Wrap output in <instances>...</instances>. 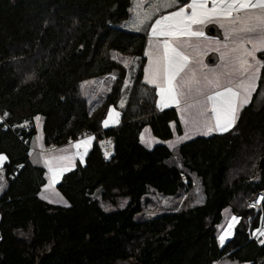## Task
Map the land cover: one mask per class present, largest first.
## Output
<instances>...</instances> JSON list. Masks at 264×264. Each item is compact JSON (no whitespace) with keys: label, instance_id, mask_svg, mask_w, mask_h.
<instances>
[{"label":"trees","instance_id":"trees-1","mask_svg":"<svg viewBox=\"0 0 264 264\" xmlns=\"http://www.w3.org/2000/svg\"><path fill=\"white\" fill-rule=\"evenodd\" d=\"M130 6L131 0H0V114L10 124L0 123V152L8 158L7 176L20 167L0 196V264H215L226 256L261 264L264 241L247 232L249 201L223 246L217 228L238 196L255 199L264 190L261 169L230 179L241 151L264 156V99L261 107L255 100L247 105L234 129L183 142L179 166L170 163L174 152L167 144L148 148L141 141L148 125L157 137L171 138L174 108L148 119L128 115L120 125L104 127L105 111L90 113L80 94L82 82L121 70L112 51L144 55L147 36L120 27ZM261 80L264 86V67ZM118 94L115 89L111 98ZM37 116L47 145L76 141L86 130L97 133L85 162L57 185L70 206L41 196L47 179L45 167L31 157L36 127L24 131L28 143L11 128ZM104 136L115 144L110 159L98 143ZM184 173L201 179L202 204L135 219L151 188L176 195L186 185ZM254 175L261 176L257 184ZM98 191L104 199L129 202L107 212L94 198Z\"/></svg>","mask_w":264,"mask_h":264},{"label":"rangeland","instance_id":"rangeland-1","mask_svg":"<svg viewBox=\"0 0 264 264\" xmlns=\"http://www.w3.org/2000/svg\"><path fill=\"white\" fill-rule=\"evenodd\" d=\"M191 3L192 0H131L129 18L123 21L120 27L131 32H141L147 36V45L144 55L142 57H137L129 53L112 51L110 56L121 65V70H116L102 77L88 79L79 85V92L86 100L90 113L101 114L105 111V117L103 119L104 127L120 125L123 119L128 115H137L140 119H148L157 113L174 108V113L178 121L176 119H171L170 121L173 132L172 137L163 140L157 137L152 127L148 125L141 133V141L148 148H152L159 142L167 144L174 152V156L170 160V163L179 166H181L182 162L177 150L183 142L196 136H211L215 133L223 132L214 130L211 134H205L207 127L214 128L215 126L214 119H205L202 115V113L211 107L210 102L202 103L206 101L207 95L215 94L216 91H223L225 88L231 87L233 91H238L242 98L245 94V90L237 89L236 85L244 81L246 77L250 78L252 71L256 72L254 87L251 91L247 92L248 102L240 104L236 114L237 118L229 131L236 127L239 117L247 105L255 100L257 107H261L264 99V86L261 80L263 78V67L257 66L247 73H242L239 70L238 61L229 64L221 59V52H226L236 47L240 42H244V47L251 51L253 44L247 43V41L252 40L257 43L258 50L255 52V60L251 57L247 58L248 64L254 65L255 61H260L262 64L264 63L261 57V54L264 52V46L260 45V42L264 41V32H262L259 27H257L254 32L240 31L244 25L241 24L239 20L234 22L235 17H242L244 15L243 11L240 13L233 12L231 16H215L212 22H207L203 25L192 24L191 31L195 32L202 29L205 34L204 37H197L186 32L175 36H164L160 33L154 35L152 33L151 28L155 26L156 20L169 16L173 12L180 11L181 8L185 10V16L190 17L192 9L189 8L188 5ZM213 6V0H207V8L212 9ZM221 23L230 30L236 29L237 31L226 37L225 28L220 27ZM211 27L215 28L214 33H211ZM205 37L207 39H205ZM165 41L168 42L171 48L176 49V51L188 58V66L173 82L174 90L177 91L178 99L180 100L179 106L173 102L169 104L168 107L162 108L159 103V88L156 83H149L145 79L144 69L148 65L147 53L156 47H159L163 53ZM215 41H219V44L215 43ZM217 49H219V51H217ZM201 56L204 65H207L208 68L217 69V75L223 74L220 81L221 86L219 88L215 86H206L203 74L207 69L201 68L196 63ZM189 69H191V72H189ZM186 73L187 75H185ZM115 89L119 90L118 97L111 98ZM207 115L211 117L212 113L208 111ZM37 117L40 119L38 121L34 119L33 121L34 127H36V134L32 140V161L45 167L46 179L49 173L45 165V160H53L64 168L60 178L55 183L49 184L48 179L46 180V184L41 191V196L51 203L70 206V202L60 192L57 185L66 173L73 171L79 164L85 162L87 152L94 141H96L97 133L80 140L68 141L61 146L56 144L47 145L44 138L43 118L40 116ZM105 121H107L106 125L104 123ZM103 139H105L106 142L111 141L114 144L113 139L104 136L98 140L99 145L100 141ZM83 140L91 141L88 144V150L86 152L82 147L80 149L75 147L77 143ZM0 154L6 156L5 153L2 152H0ZM81 155L83 159H81ZM243 156H247V158L245 159ZM260 156L259 152H253L252 149L241 151L232 165L230 179L234 180L237 177L241 178L242 175L251 176L257 169H261L260 161L262 157ZM107 158H109V156H107ZM7 160L0 163V194L4 192L8 186L9 179L6 175L5 168ZM183 175L186 185L176 195H165L151 188L143 197L142 210L135 215V219L137 221L152 219L165 213L188 209L202 204L206 197L201 179L195 175H192L191 179L187 177L186 173ZM260 179V175H254L251 181L257 184L260 182ZM94 198L99 201L100 205L107 212L123 209L129 202V197L121 196L115 198V200L104 199L101 191L96 192ZM252 198H254V195H240L233 201V205H230L224 210L222 222L217 228L220 246H223L229 238L233 237L236 226L242 220L240 213L248 209V201ZM233 217L237 219L234 221ZM246 217L245 219L248 225L247 232L250 234V237H252L253 234V237L260 238L262 239L261 241H264L263 230L258 229L259 225L255 228L256 221L259 223V220L262 218L261 212L249 210ZM229 224L232 225L230 232L228 231ZM249 231L252 232V234ZM225 233H227L226 236ZM221 236H225L223 242L220 240ZM215 264L251 263L231 260L226 256ZM261 264H264V260L261 261Z\"/></svg>","mask_w":264,"mask_h":264},{"label":"snow or ice","instance_id":"snow-or-ice-1","mask_svg":"<svg viewBox=\"0 0 264 264\" xmlns=\"http://www.w3.org/2000/svg\"><path fill=\"white\" fill-rule=\"evenodd\" d=\"M213 8H207V0H192V3L188 5L192 9L190 17L185 16V10L181 8L180 11L173 12L169 16L162 17L155 21V26L151 28L152 33L155 35L160 33L164 36H175L181 33H190L197 37H204L205 34L202 29L195 32L191 31L192 24L203 25L207 22H212L213 17L219 15L231 16L233 12H244L242 17L237 16L234 18V22L239 20L244 25L240 31L254 32L257 27L264 32V0H213ZM220 27L225 28V36L235 33L236 29H229L223 23ZM205 39H207L205 37ZM219 44V41H215ZM247 43H252V50H248L244 47V42H240L226 52H221V59L229 64L234 61L239 62V70L242 73H247L251 69H255L257 66L264 67L260 61H255L254 65L248 64V57L255 60V52L258 50V45L252 40H248ZM261 46H264V41L260 42ZM227 47V46H225ZM164 52L162 53L159 47L147 53L148 65L144 69L145 79L149 83H156L159 88L160 106L162 108L168 107L169 104L175 102L177 106L180 104L177 91L174 90L173 82L176 77L180 76L188 66V58L182 55L176 49L171 48L167 41L163 45ZM219 51V49H217ZM196 63L207 71L203 74V79L206 86H215L219 88L221 86V77L223 74L217 75V69L208 68L203 64L202 56L196 61ZM191 72V69H189ZM187 75V73L185 74ZM256 79V72H251V77L237 84V89H244L245 94L240 97L238 91H233L231 87L225 88L223 91H216L215 94L207 95L206 101L202 103L210 102L211 107L207 109L202 115L205 119H214L215 126L207 127L205 134H211L214 130H220L223 132L229 131L230 127L234 125L236 120V114L239 110L240 104L248 102L247 92L251 91L254 87V81ZM212 113L211 117H208L207 112ZM37 121L39 117L35 118ZM105 125L107 121L104 122ZM90 140H83L77 143L75 147L80 149L81 147L86 152L88 150V144ZM81 159L83 156L81 155ZM7 160V157L0 154V163ZM45 165L48 169V181L49 184L55 183L59 178L64 168L59 166L58 163L53 160H45ZM264 199V197H261ZM237 218L233 217L235 221ZM232 225H228V231L230 232ZM227 233H225V236ZM225 236H221L220 240L223 242Z\"/></svg>","mask_w":264,"mask_h":264},{"label":"built area","instance_id":"built-area-1","mask_svg":"<svg viewBox=\"0 0 264 264\" xmlns=\"http://www.w3.org/2000/svg\"><path fill=\"white\" fill-rule=\"evenodd\" d=\"M0 123H3L5 128L10 127V124L7 123V121H6V115L0 114ZM33 125L34 124L31 121L27 120V121H24L23 123H19V124H16L14 126H11V128L14 131L18 132L20 138H22L23 140H25L26 143H28L29 139L24 137V131H27V132L30 131V129L33 127ZM91 134H92V132L89 130L83 131L82 133H80L77 136V140L83 139L85 137H89ZM103 140H105V139H103ZM111 156H109V158H107L105 156V158L110 159ZM18 168H19V166H17V169ZM17 172L18 171L16 170L14 174L9 175V178L13 179L14 175H16ZM261 197H264V190H261L255 199H252L249 201V207L251 210H256L257 212H261L262 218H261V220H259L258 229L263 230V232H264V199H261ZM250 233L252 234V232H250ZM252 236H253V234H252Z\"/></svg>","mask_w":264,"mask_h":264},{"label":"bare ground","instance_id":"bare-ground-1","mask_svg":"<svg viewBox=\"0 0 264 264\" xmlns=\"http://www.w3.org/2000/svg\"><path fill=\"white\" fill-rule=\"evenodd\" d=\"M25 121H27V120H25ZM28 121H31V122L33 123L32 120H28ZM23 122H24V121H23ZM23 122H21V123H23ZM33 124H34V123H33ZM15 125H16V124H15ZM33 127H34V125H33ZM33 127H32L30 130H32ZM26 132H27V131H26ZM28 132H29V131H28ZM28 132H27V133H28ZM100 147H101V149H102L103 155L106 156L105 153H113V152H114L115 144H113L111 141H110V142H106V140H101V141H100ZM31 148H33V147H31ZM106 157H107V156H106ZM17 170H20V167H19ZM8 179H10L9 176H8ZM13 179H14V178H13ZM10 180H12V179H10Z\"/></svg>","mask_w":264,"mask_h":264},{"label":"water","instance_id":"water-1","mask_svg":"<svg viewBox=\"0 0 264 264\" xmlns=\"http://www.w3.org/2000/svg\"><path fill=\"white\" fill-rule=\"evenodd\" d=\"M211 33L215 32V28L211 27L210 28ZM260 168L264 169V156L262 157L261 161H260Z\"/></svg>","mask_w":264,"mask_h":264},{"label":"crops","instance_id":"crops-1","mask_svg":"<svg viewBox=\"0 0 264 264\" xmlns=\"http://www.w3.org/2000/svg\"><path fill=\"white\" fill-rule=\"evenodd\" d=\"M106 154V156H111V155H113L114 154V152L113 153H105ZM7 188V187H6ZM5 191V190H4ZM3 193V192H2ZM2 193L0 194V196L2 195Z\"/></svg>","mask_w":264,"mask_h":264}]
</instances>
